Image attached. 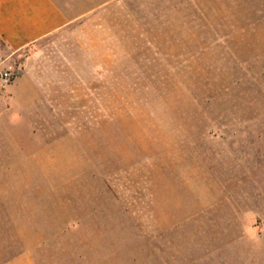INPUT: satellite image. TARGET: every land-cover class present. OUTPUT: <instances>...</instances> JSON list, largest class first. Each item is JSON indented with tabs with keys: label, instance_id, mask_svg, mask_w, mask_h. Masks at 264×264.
<instances>
[{
	"label": "rangeland",
	"instance_id": "374dc122",
	"mask_svg": "<svg viewBox=\"0 0 264 264\" xmlns=\"http://www.w3.org/2000/svg\"><path fill=\"white\" fill-rule=\"evenodd\" d=\"M257 30L230 44L197 28L195 60L147 71L136 64L156 54L158 30L112 29V58L134 67L68 110L52 161L5 174L4 244L30 246L38 264H264Z\"/></svg>",
	"mask_w": 264,
	"mask_h": 264
},
{
	"label": "crops",
	"instance_id": "0c3cea01",
	"mask_svg": "<svg viewBox=\"0 0 264 264\" xmlns=\"http://www.w3.org/2000/svg\"><path fill=\"white\" fill-rule=\"evenodd\" d=\"M204 1L0 0V72L16 71L9 86H0V191L12 185L5 174L37 171L41 157L52 161L53 141L67 138L68 110L85 108L86 92H112V72L128 76L135 60L112 58V29L158 30L148 44L156 54L136 64L147 71L161 61L195 60L197 28L230 44L245 42L242 30L260 29L252 33L263 38L264 21L249 14L264 18V0ZM3 233L0 264H38L30 246L5 245Z\"/></svg>",
	"mask_w": 264,
	"mask_h": 264
},
{
	"label": "built area",
	"instance_id": "2783aa9c",
	"mask_svg": "<svg viewBox=\"0 0 264 264\" xmlns=\"http://www.w3.org/2000/svg\"><path fill=\"white\" fill-rule=\"evenodd\" d=\"M16 76V71L12 66H9L0 72V86L5 88L9 86Z\"/></svg>",
	"mask_w": 264,
	"mask_h": 264
}]
</instances>
